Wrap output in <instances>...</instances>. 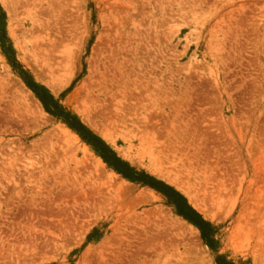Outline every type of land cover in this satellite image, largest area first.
<instances>
[{
	"label": "rangeland",
	"instance_id": "rangeland-1",
	"mask_svg": "<svg viewBox=\"0 0 264 264\" xmlns=\"http://www.w3.org/2000/svg\"><path fill=\"white\" fill-rule=\"evenodd\" d=\"M0 264H264V0H0Z\"/></svg>",
	"mask_w": 264,
	"mask_h": 264
}]
</instances>
